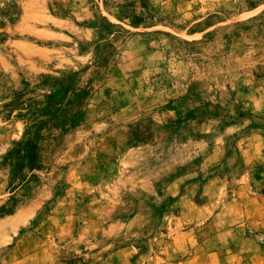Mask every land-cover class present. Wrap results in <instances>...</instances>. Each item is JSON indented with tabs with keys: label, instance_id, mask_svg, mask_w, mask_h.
<instances>
[{
	"label": "rangeland",
	"instance_id": "374dc122",
	"mask_svg": "<svg viewBox=\"0 0 264 264\" xmlns=\"http://www.w3.org/2000/svg\"><path fill=\"white\" fill-rule=\"evenodd\" d=\"M259 252L264 0H0V264Z\"/></svg>",
	"mask_w": 264,
	"mask_h": 264
},
{
	"label": "crops",
	"instance_id": "0c3cea01",
	"mask_svg": "<svg viewBox=\"0 0 264 264\" xmlns=\"http://www.w3.org/2000/svg\"><path fill=\"white\" fill-rule=\"evenodd\" d=\"M241 246L244 247V245L242 244ZM259 248H261V246H258ZM244 257V256H243ZM240 257V255H234V257L232 259H229L228 262L231 263H225V264H264V252H259L257 254H254L252 256H250V258L247 257ZM191 259V256H190ZM203 264H206L205 262Z\"/></svg>",
	"mask_w": 264,
	"mask_h": 264
}]
</instances>
